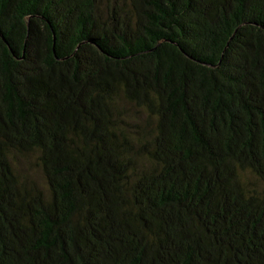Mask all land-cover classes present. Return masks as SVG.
Masks as SVG:
<instances>
[{"label": "trees", "instance_id": "16d2710c", "mask_svg": "<svg viewBox=\"0 0 264 264\" xmlns=\"http://www.w3.org/2000/svg\"><path fill=\"white\" fill-rule=\"evenodd\" d=\"M0 264H264V0H0Z\"/></svg>", "mask_w": 264, "mask_h": 264}, {"label": "rangeland", "instance_id": "374dc122", "mask_svg": "<svg viewBox=\"0 0 264 264\" xmlns=\"http://www.w3.org/2000/svg\"><path fill=\"white\" fill-rule=\"evenodd\" d=\"M16 165L22 175L30 176L31 178L42 182L40 171L37 167L36 157H17Z\"/></svg>", "mask_w": 264, "mask_h": 264}]
</instances>
